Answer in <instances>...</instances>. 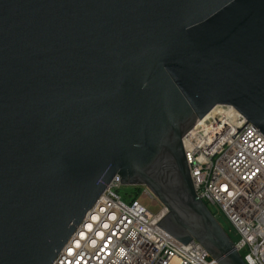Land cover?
I'll return each mask as SVG.
<instances>
[{
	"label": "water",
	"instance_id": "95a60500",
	"mask_svg": "<svg viewBox=\"0 0 264 264\" xmlns=\"http://www.w3.org/2000/svg\"><path fill=\"white\" fill-rule=\"evenodd\" d=\"M217 105L264 134V0H0V264H52L115 176L247 264L182 145Z\"/></svg>",
	"mask_w": 264,
	"mask_h": 264
},
{
	"label": "built area",
	"instance_id": "2783aa9c",
	"mask_svg": "<svg viewBox=\"0 0 264 264\" xmlns=\"http://www.w3.org/2000/svg\"><path fill=\"white\" fill-rule=\"evenodd\" d=\"M246 122L233 106L217 105L182 145L198 197L230 222L246 263L264 264V134ZM123 187L118 176L106 185L52 264H218L196 240L180 243L158 226L167 210L139 201L158 204L146 187L138 197Z\"/></svg>",
	"mask_w": 264,
	"mask_h": 264
},
{
	"label": "rangeland",
	"instance_id": "374dc122",
	"mask_svg": "<svg viewBox=\"0 0 264 264\" xmlns=\"http://www.w3.org/2000/svg\"><path fill=\"white\" fill-rule=\"evenodd\" d=\"M129 192L131 191V188L129 186H124L122 189V192ZM139 201L145 205L146 207H148V209L150 211H157L159 209V202L157 205H153L152 201L150 198H142L140 197ZM217 221L219 222V224L221 225V227L223 228V230L232 238L233 241H237L238 240V236L234 230V228L232 227V225L230 224V222L223 216V215H217L216 216Z\"/></svg>",
	"mask_w": 264,
	"mask_h": 264
},
{
	"label": "trees",
	"instance_id": "16d2710c",
	"mask_svg": "<svg viewBox=\"0 0 264 264\" xmlns=\"http://www.w3.org/2000/svg\"><path fill=\"white\" fill-rule=\"evenodd\" d=\"M141 189H142L141 187H136V186L132 187V192H133L134 197H138L139 196Z\"/></svg>",
	"mask_w": 264,
	"mask_h": 264
}]
</instances>
